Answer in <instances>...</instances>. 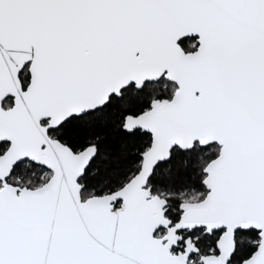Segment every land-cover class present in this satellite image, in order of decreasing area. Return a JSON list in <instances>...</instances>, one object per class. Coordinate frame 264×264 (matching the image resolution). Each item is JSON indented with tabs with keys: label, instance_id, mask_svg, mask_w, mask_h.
Instances as JSON below:
<instances>
[{
	"label": "snow or ice",
	"instance_id": "obj_1",
	"mask_svg": "<svg viewBox=\"0 0 264 264\" xmlns=\"http://www.w3.org/2000/svg\"><path fill=\"white\" fill-rule=\"evenodd\" d=\"M0 264H264V0H0Z\"/></svg>",
	"mask_w": 264,
	"mask_h": 264
}]
</instances>
